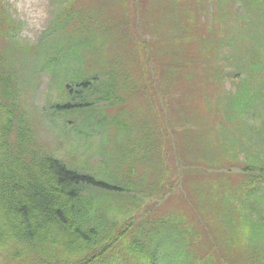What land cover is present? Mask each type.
<instances>
[{
	"label": "rangeland",
	"instance_id": "1",
	"mask_svg": "<svg viewBox=\"0 0 264 264\" xmlns=\"http://www.w3.org/2000/svg\"><path fill=\"white\" fill-rule=\"evenodd\" d=\"M242 4L226 1L230 12L226 30L219 14L227 11L218 0H0V30L8 31L2 26L5 15L13 21L9 30L15 29L14 39L0 35V55L10 57L3 66L14 77L19 117L31 127L38 146L69 167L111 184L157 186L160 193L139 192L137 204L132 205L123 196L114 198L102 190L91 188L89 193L98 210L117 220L116 231L126 220L122 210L133 207L138 227L129 237L144 241L147 250L169 248L159 252L163 264L177 260L181 264H264V245L258 251L244 245L246 217L262 219L259 207L264 205V188H257L261 193L253 207L258 210L247 212L243 190L249 199L253 197L248 172L242 170L247 161L255 162L260 156L263 160L257 165L263 164L264 139L253 137L248 146L237 147L238 160L233 161L228 155L236 148L231 138H241L243 143L246 138L237 124H230L221 105L223 94L236 91L235 84L245 77L253 59L249 43L236 39L238 30L245 32L243 27L252 22L242 16L248 7ZM86 24L94 43L84 53L85 68L94 71L90 78L99 80L87 93L93 106L65 118L54 111L68 99L58 83L64 69L53 66L50 71L46 65L53 53L69 50L79 34L84 38ZM257 30L264 31L262 13L253 20L251 31ZM50 36L52 41L58 39L51 42L54 52L37 58L33 53L50 42ZM237 73L241 75L231 76ZM260 76L264 78V73ZM146 77L157 79L149 83L151 103L144 89ZM109 96L111 100H105ZM67 120L73 124L66 127ZM126 121L132 123L128 131L121 126ZM141 124L163 129L166 143L161 141L163 148L156 149L163 153V160L157 151L150 159H142L139 152L150 149L152 143L145 142ZM128 133L144 138L141 141ZM126 152L133 155L129 160L123 156ZM252 175L260 172L253 170ZM109 208L113 212L108 213ZM234 218L240 224L232 231L227 222ZM187 228L197 230L195 243L188 240ZM232 239L234 245L229 246Z\"/></svg>",
	"mask_w": 264,
	"mask_h": 264
},
{
	"label": "trees",
	"instance_id": "2",
	"mask_svg": "<svg viewBox=\"0 0 264 264\" xmlns=\"http://www.w3.org/2000/svg\"><path fill=\"white\" fill-rule=\"evenodd\" d=\"M226 1L218 0V4L224 3L229 15L219 14L220 21L228 30L230 26L226 19H229L230 12ZM235 1H240L241 4L246 2L248 5L242 16L245 19H251L252 22L247 28L243 27L245 32L238 30L236 39L239 42L243 40L247 44L249 43L247 48H252L253 59L247 65L245 77L241 78L239 85L235 84L236 91L228 92L226 90L221 97V105L228 121L230 124H237V130L241 137L246 138L244 143L241 138H231L230 142L236 148H233L228 155L233 161L238 160L239 150L237 147L248 146L250 142L252 143L253 137L264 139V124H260L264 117L262 114L264 110H261L262 107L264 108V78L260 76L261 73H264V31H251L253 20L257 18L258 14L262 13L264 16V0ZM223 18L224 20H222ZM85 23L86 21L83 24ZM2 26L8 31L0 30V35L14 39L12 34L15 35V29L9 30L13 26V21L9 16L5 15ZM87 29L86 24L85 31L88 35L85 34L82 38L80 36L84 34H79V40L71 43L69 50H59L55 54L53 53L54 58L46 65L50 71L54 69L53 66L64 69V78H60L58 83L59 89L66 92L68 99L58 103L54 111L57 115L65 118L93 106L87 99V93L93 82L98 81L99 77L90 78L91 72L94 71H88L85 68L84 53L90 50L94 43L90 39ZM61 30L58 35L62 32ZM82 32L83 30H80L79 33ZM231 32H233L232 29ZM51 39L52 36L49 38L50 42L48 40L44 42L47 44L43 45L39 52L35 51L33 55L37 58H44L54 52L56 47H51V42L58 39L54 41ZM96 51H98V47L95 46ZM260 53L262 55L258 57L257 55ZM9 61L10 57L6 53L0 55V264H163L159 252L163 249H167L169 252V248L164 246L160 250L156 246L153 250H147L144 241L142 242L137 236L129 237V234L135 232L138 227L133 207L122 210L126 220L116 231L117 220L110 219L108 214L98 210L96 201L89 193L91 188L102 190L114 198L123 196L124 201H129V204L132 205L137 204L136 195L139 192L144 194L147 192L149 194L160 193L157 186L154 188L150 184L145 186L120 184L123 182L111 184L113 182L102 180L101 177L93 173H84L79 169L71 168L66 162L45 153L36 143L31 127L24 122L25 119L22 116L18 115L14 98L16 91L12 89L14 77L3 66V64L7 66ZM238 75L241 73L231 74L233 78ZM257 75L260 77L259 83L257 82L259 90L255 88ZM157 79L161 81L159 73ZM157 79L148 80L146 77L144 89L150 95L149 97L146 92L148 103L153 102L151 95L153 90H150L149 83L151 81L157 83ZM217 81L221 82V78H218ZM105 100L109 101L111 97L109 96ZM162 121L166 122L158 118V122ZM71 124L73 122L70 120L65 122L66 127ZM258 124L261 126L260 130H258ZM129 125L132 123L128 121L121 124L126 131L130 129ZM144 125L145 127L142 128L146 137L144 140L149 146L151 143L152 145L150 149H141L139 153L142 159L145 157L150 159L151 153L154 155L157 148L160 147V150L163 148V145L160 146V142L166 143L165 133L161 126L152 128L141 124V126ZM254 132L257 134L253 135ZM128 135L136 139L140 138L141 141L144 138V135L138 133H128ZM160 150L157 151V154L163 160V153ZM260 152L264 154V146ZM181 154L183 153L180 150L179 157ZM166 155L169 156V152ZM123 156L129 160L133 155L126 152ZM136 156L138 157L139 154L137 153ZM180 159L182 163L185 161L182 157ZM259 160H263L261 156L255 162L247 161L242 169L244 174L248 172V188H251L253 197L249 199V195L245 194L243 190L246 196L245 202L248 204L247 212L258 210L257 206L253 207L256 201L255 197L261 193L257 188H262V190L264 188V182L261 180L264 179V161L261 166H258ZM129 169L133 171V168ZM253 170H258L260 175H252ZM142 188L146 192L140 191ZM160 191L162 193L165 191L162 186ZM259 209L262 219L255 221L247 216L244 220L247 227L245 231H248V234L246 242H243L245 247L252 251H258L260 245H264V205ZM111 211L113 212L112 208L107 210L108 213ZM238 221L237 218H234L227 222V226L235 231L237 225L240 224ZM249 226H251L250 229ZM114 229L115 234H113ZM187 230L190 233L188 240L191 239L195 243L198 237L197 230L193 228H187ZM187 230L181 231V234ZM106 239L109 240L102 245ZM228 243L229 246L234 245V239ZM188 256H191V251H188ZM175 264H181V260H177Z\"/></svg>",
	"mask_w": 264,
	"mask_h": 264
}]
</instances>
